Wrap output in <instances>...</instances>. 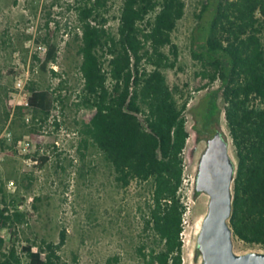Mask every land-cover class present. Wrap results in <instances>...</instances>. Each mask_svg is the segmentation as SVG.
Returning a JSON list of instances; mask_svg holds the SVG:
<instances>
[{
  "label": "trees",
  "instance_id": "16d2710c",
  "mask_svg": "<svg viewBox=\"0 0 264 264\" xmlns=\"http://www.w3.org/2000/svg\"><path fill=\"white\" fill-rule=\"evenodd\" d=\"M106 1L75 0L74 4L83 81L75 106L94 110L81 123L78 151L83 155L82 150L94 145L112 165L122 188L134 183L147 187L142 218L146 238L138 247L140 257L147 264H183L188 205L181 190L190 138L186 113L193 96L171 86L164 71L178 67L180 50L172 34L185 16L186 4L123 0L115 18L118 28L112 32ZM206 7L212 18L202 30L200 45L193 48V57L202 62L207 82L197 90L221 83L237 158L230 224L239 241L264 246V0H208ZM57 52L58 46L49 43L42 70L56 60ZM52 75L59 73L52 70ZM29 89V108L45 122L54 108L55 93L33 83ZM213 103L217 108L214 97ZM48 160L42 157L39 166ZM28 215L0 206V230L16 237ZM66 241L63 230L59 242L29 243L20 254L15 245L3 252L5 240L0 235V264H23L24 258L27 264H65L61 250Z\"/></svg>",
  "mask_w": 264,
  "mask_h": 264
},
{
  "label": "rangeland",
  "instance_id": "374dc122",
  "mask_svg": "<svg viewBox=\"0 0 264 264\" xmlns=\"http://www.w3.org/2000/svg\"><path fill=\"white\" fill-rule=\"evenodd\" d=\"M184 1L185 16L172 34L180 50L178 67L164 73L171 86H179L193 96L186 113L190 138L185 150L186 181L181 190L188 205L182 234L183 264H203L198 236L210 198L195 194L196 179L214 129L230 141V155L236 164L237 158L225 119L220 81L197 90L207 79L202 62L193 57V48L200 45L203 29L212 18L210 8L205 9L208 0ZM122 3L106 1L104 9L112 32L118 28L115 18ZM74 4L75 0H0V206L29 214L16 237L7 229L0 230L5 240L2 251L8 252L15 245L21 254L22 246L29 243H57L65 230L67 241L61 250L65 264H147L138 254L145 237L142 218L147 187L134 183L122 188L112 165L94 145L82 150L83 155L78 151L81 123L94 110H78L75 106L83 81ZM261 37L264 39V26ZM49 43L58 46L57 58L44 71L41 64ZM53 66L58 70L57 77L52 75ZM28 68L31 79L26 94L31 93L32 83L38 89L50 87L57 94L65 90L60 109L51 112L56 119L59 113V127L43 123L41 114L16 104L17 78ZM61 82L64 84L59 89ZM44 156L49 160L40 167ZM233 241L238 255L264 253V246L245 244L235 236ZM23 264H27L25 258Z\"/></svg>",
  "mask_w": 264,
  "mask_h": 264
},
{
  "label": "water",
  "instance_id": "95a60500",
  "mask_svg": "<svg viewBox=\"0 0 264 264\" xmlns=\"http://www.w3.org/2000/svg\"><path fill=\"white\" fill-rule=\"evenodd\" d=\"M236 173L237 164L230 155V143L219 131L207 141L196 179V191L210 196L198 236L203 264H264L262 252L238 255L234 251L230 218Z\"/></svg>",
  "mask_w": 264,
  "mask_h": 264
},
{
  "label": "built area",
  "instance_id": "2783aa9c",
  "mask_svg": "<svg viewBox=\"0 0 264 264\" xmlns=\"http://www.w3.org/2000/svg\"><path fill=\"white\" fill-rule=\"evenodd\" d=\"M45 54H46V52H45ZM53 70L58 72V70L55 66H53ZM30 79H31V72H30V69L28 68L26 71H24V73L19 78H17V82H16V89H17L16 94H15L16 104L23 106L24 108H29L28 98H29L30 94H26V92H27V85H28ZM77 93L79 94L80 92L78 91ZM78 94L75 95L76 98H77ZM64 95H65V90L63 91V94H62V91L58 92V94L55 93V97L57 99L54 102V108L52 110H54L56 108H57V110L60 109V107H61L60 104L62 103V99H63ZM51 112H50L48 118L43 123H47V124L57 126L58 124L61 123V120L59 118V113L57 115V117H58L57 118L58 120H57ZM27 121L29 122L30 119L27 118ZM74 134H76V133H74ZM184 156H185V152H184ZM186 169H187V167L185 164V172H186ZM185 181H186V176H185Z\"/></svg>",
  "mask_w": 264,
  "mask_h": 264
},
{
  "label": "bare ground",
  "instance_id": "6f19581e",
  "mask_svg": "<svg viewBox=\"0 0 264 264\" xmlns=\"http://www.w3.org/2000/svg\"><path fill=\"white\" fill-rule=\"evenodd\" d=\"M229 142H230V141H229ZM201 196H202V198H203V197H205V198H206V197H207V196H209V195H208V194H206V193H202V194H201ZM209 198H210V196H209ZM203 199H204V198H203ZM199 228H200V227H199ZM191 244H192V242L190 241V242H188V244H187V245L190 247V245H191Z\"/></svg>",
  "mask_w": 264,
  "mask_h": 264
},
{
  "label": "flooded vegetation",
  "instance_id": "af4514ba",
  "mask_svg": "<svg viewBox=\"0 0 264 264\" xmlns=\"http://www.w3.org/2000/svg\"><path fill=\"white\" fill-rule=\"evenodd\" d=\"M220 130H218V129H214V134L211 136V137H213L217 132H219ZM208 141V140H207Z\"/></svg>",
  "mask_w": 264,
  "mask_h": 264
}]
</instances>
